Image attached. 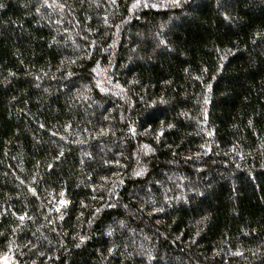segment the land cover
Returning a JSON list of instances; mask_svg holds the SVG:
<instances>
[{
	"label": "trees",
	"instance_id": "1",
	"mask_svg": "<svg viewBox=\"0 0 264 264\" xmlns=\"http://www.w3.org/2000/svg\"><path fill=\"white\" fill-rule=\"evenodd\" d=\"M0 264H264V0H0Z\"/></svg>",
	"mask_w": 264,
	"mask_h": 264
}]
</instances>
